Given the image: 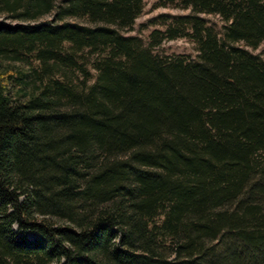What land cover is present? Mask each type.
<instances>
[{
  "label": "trees",
  "instance_id": "obj_1",
  "mask_svg": "<svg viewBox=\"0 0 264 264\" xmlns=\"http://www.w3.org/2000/svg\"><path fill=\"white\" fill-rule=\"evenodd\" d=\"M159 1L220 35L162 57L121 34L145 0H0V264H264V0Z\"/></svg>",
  "mask_w": 264,
  "mask_h": 264
},
{
  "label": "rangeland",
  "instance_id": "obj_2",
  "mask_svg": "<svg viewBox=\"0 0 264 264\" xmlns=\"http://www.w3.org/2000/svg\"><path fill=\"white\" fill-rule=\"evenodd\" d=\"M192 16L200 18L205 26L211 27L218 36L220 35L224 21L218 14H193L189 8H184L181 4L162 5L159 0H145L143 11L135 19L132 29L122 31L121 34L125 37H135L137 42L148 47L152 54L162 57L181 56L186 60H195L198 50L195 37L192 36ZM167 28L175 29L177 35L170 38L166 32ZM155 29L162 31L163 34L152 39L150 33ZM244 48L264 60V41L255 49L248 46H244ZM96 57L95 54L86 50L83 52L82 58L92 76L95 75L92 64Z\"/></svg>",
  "mask_w": 264,
  "mask_h": 264
}]
</instances>
